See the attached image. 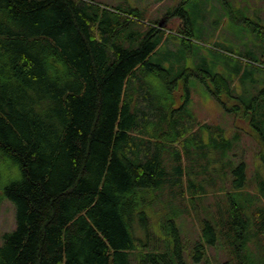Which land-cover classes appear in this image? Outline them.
I'll use <instances>...</instances> for the list:
<instances>
[{
    "label": "trees",
    "instance_id": "obj_1",
    "mask_svg": "<svg viewBox=\"0 0 264 264\" xmlns=\"http://www.w3.org/2000/svg\"><path fill=\"white\" fill-rule=\"evenodd\" d=\"M193 1L171 14L185 21L184 46ZM165 36L139 9L0 0V204L12 201L17 220L0 264H188L181 201L208 191L190 178L191 164L209 149L223 160L232 149L222 127L201 126L211 128L207 144L195 129L190 79L263 140L264 97L247 104L220 73L164 67L152 56ZM224 162L226 209L205 218L191 257L207 264L210 249H227L224 264H264V177L254 195L247 164Z\"/></svg>",
    "mask_w": 264,
    "mask_h": 264
},
{
    "label": "rangeland",
    "instance_id": "obj_2",
    "mask_svg": "<svg viewBox=\"0 0 264 264\" xmlns=\"http://www.w3.org/2000/svg\"><path fill=\"white\" fill-rule=\"evenodd\" d=\"M184 0H95L96 3H102L103 5L110 7H122L124 9H139L141 17L146 22L160 21L163 25L166 36L169 37L168 41L163 43L160 48V54L166 53L169 43L177 44L180 48L183 46V39L179 35L181 26L185 24L182 17L171 16L177 7H179ZM208 0L199 1L200 5L205 6ZM229 1V0H227ZM234 1V0H232ZM194 0L188 9L191 12V20L193 21V37L190 39V44L196 50L203 48L211 49L214 52H210L211 58L205 61H201L200 58L192 57L189 61L173 60L170 63V67L174 66L178 72L181 67L185 68H202L214 73H220L224 75L232 84L234 94L241 97L244 103L252 102L254 97H264L262 93L264 91V70L260 69L258 77L251 78L248 74H245L246 69H253L255 67H264V59L261 58L258 65L253 62L247 61L245 58V42L246 37L241 35H231L229 17H223L216 12L215 9L208 11V21L210 23L208 29H203L202 21L203 16L200 8H196ZM207 5V4H206ZM235 19L238 13L232 14ZM196 24V25H195ZM240 31V30H239ZM231 33V34H230ZM255 39L258 37L254 34ZM262 40V39H261ZM243 56V57H242ZM160 60L159 58H157ZM235 79L238 83H234ZM190 88L193 96V103L191 107L197 118V120L207 118L212 128L220 126L225 130L227 138L232 141L231 150L227 157L220 158L219 152L207 150L206 156L203 153H199L201 157L196 156V164L192 162L193 178L196 182L205 184L207 182V194L202 198H197V201L193 204L192 199L188 196L186 200H182V214L178 221L181 236L185 243L186 248V260L188 264H195L192 256V248L194 243L201 238L202 225L205 218L209 216V213H216L220 215L219 210H225L227 206L226 192L230 190V174L226 178L224 177L223 164L226 160H231L237 167L242 163L247 164V176L249 181L248 190L259 196V178L260 175L264 177V140L261 137L260 131L252 123L246 122L245 119L238 118L235 114L230 113L224 109V107L215 99L208 88L197 78L192 77L190 79ZM254 83V84H253ZM184 97V93L179 91L175 94L177 98V106L180 105L181 98ZM261 103L264 100L260 101ZM199 114V119L197 117ZM208 124V123H207ZM258 127L262 129L257 123ZM256 125V126H257ZM197 131L201 134L205 143L210 139V130ZM207 144V143H206ZM205 152V153H206ZM168 157V156H167ZM212 159V162H211ZM211 162V164H210ZM190 162L185 161V165H189ZM208 166L209 171L204 173V167ZM221 170V176L218 171ZM207 177V179H206ZM208 178L215 180V185H208ZM225 188L224 191H221ZM17 226L16 220V206L10 200H4L0 204V245L4 243V236L15 230ZM209 254L211 256L210 262L207 264H224L228 260L227 249H210ZM205 264V263H202Z\"/></svg>",
    "mask_w": 264,
    "mask_h": 264
},
{
    "label": "crops",
    "instance_id": "obj_3",
    "mask_svg": "<svg viewBox=\"0 0 264 264\" xmlns=\"http://www.w3.org/2000/svg\"><path fill=\"white\" fill-rule=\"evenodd\" d=\"M201 0H196V3L198 7L201 10L202 16H203V23L202 27L203 29H208L210 23L208 21V11L209 9L213 11V9L218 12L219 15H222L223 17H229L230 21V28L231 35H241L246 37V42L244 44L245 46V53L247 58H251L256 61H261L260 59H264V0H208L207 3H204L205 6H201L199 3ZM207 4V5H206ZM237 12L238 16H241V18H245V22H243L244 19L239 18L237 21L236 19H232V14ZM184 25L181 26V30L183 29ZM240 30V31H239ZM180 32V31H179ZM194 34V32H193ZM192 34V35H193ZM254 34L258 37V39H255ZM169 37L165 36L160 46L167 42ZM191 39V38H190ZM262 39V40H261ZM191 41V40H190ZM156 50V52L153 54L152 57L155 58V60L158 61L157 58H159L161 64L169 69L170 63L173 62V59L177 58V61L182 63V61L191 60L192 57L200 58L201 61H205L207 59L211 58L210 52H214L211 49L209 51L207 49L200 48L198 50L194 49L192 45L189 43V46H182L180 48L177 44L169 43V47H167V52L160 54V52ZM178 54L182 55V57L177 56ZM184 67V66H183ZM181 67V69L183 68ZM171 68V67H170ZM176 70V68H174ZM180 69V70H181ZM190 69H196V67H192ZM260 72H262L259 68L258 69H246L245 74H248L251 76V78L258 77ZM191 82V81H190ZM234 83H238L235 79ZM254 84V83H253ZM191 90V88H190ZM193 96L192 92L190 91V101L187 105L189 110L193 112V109L191 107V104L193 103ZM194 114V112H193ZM195 115V114H194ZM197 117H199V114H197ZM200 126L197 125L196 130H201L204 127L201 128V126L209 125L210 121L205 118L201 119L200 121L197 120ZM208 123V124H207Z\"/></svg>",
    "mask_w": 264,
    "mask_h": 264
}]
</instances>
